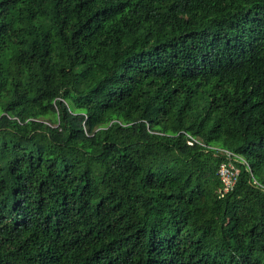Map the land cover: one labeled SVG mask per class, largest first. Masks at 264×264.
Returning <instances> with one entry per match:
<instances>
[{"label": "trees", "instance_id": "1", "mask_svg": "<svg viewBox=\"0 0 264 264\" xmlns=\"http://www.w3.org/2000/svg\"><path fill=\"white\" fill-rule=\"evenodd\" d=\"M0 264H264V0H0Z\"/></svg>", "mask_w": 264, "mask_h": 264}, {"label": "built area", "instance_id": "2", "mask_svg": "<svg viewBox=\"0 0 264 264\" xmlns=\"http://www.w3.org/2000/svg\"><path fill=\"white\" fill-rule=\"evenodd\" d=\"M194 141H190L189 144L192 145ZM211 149L217 151L221 155H224V157L226 158V162L221 165L218 171V177L223 184L221 194L222 196H224L234 188L240 176V170L238 169L235 163L238 162L241 164H247V161H245V159L241 156H238L235 153L226 149Z\"/></svg>", "mask_w": 264, "mask_h": 264}]
</instances>
